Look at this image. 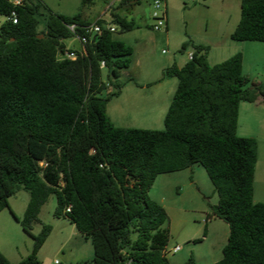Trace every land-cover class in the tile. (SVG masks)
Segmentation results:
<instances>
[{
  "label": "trees",
  "instance_id": "1",
  "mask_svg": "<svg viewBox=\"0 0 264 264\" xmlns=\"http://www.w3.org/2000/svg\"><path fill=\"white\" fill-rule=\"evenodd\" d=\"M142 1L122 0L119 7ZM40 11L27 0L20 6L0 0V212L8 210L33 240L17 264H43L37 255L51 227L42 225L37 235L32 227L50 196L54 217L92 243L93 258L78 264H168L166 212L148 192L158 175L194 165L204 168L218 197L207 218L228 225L215 264H264V203L253 200L257 141L237 136L240 104L264 103V85L244 88L242 55L210 65L206 49L195 46L183 67L162 73L177 80L163 130L119 128L107 105L120 94L132 47L114 40L101 19L94 24L101 31L88 33L91 24L80 13H49L38 32ZM12 12L16 24L8 20ZM113 17L121 33L133 30ZM70 37L87 39L75 60L63 56L62 41ZM230 39L264 43V0H240ZM108 86L113 92L102 98ZM19 191L29 195L21 218L9 204ZM0 264H11L1 252Z\"/></svg>",
  "mask_w": 264,
  "mask_h": 264
},
{
  "label": "rangeland",
  "instance_id": "2",
  "mask_svg": "<svg viewBox=\"0 0 264 264\" xmlns=\"http://www.w3.org/2000/svg\"><path fill=\"white\" fill-rule=\"evenodd\" d=\"M29 3L41 6V15L38 18L37 31L43 30V22L49 13L72 16L82 14L91 25L99 19L106 26H113L116 32L112 34L114 40L121 41L136 50L134 61H142L132 71L128 72L134 80L153 79L156 77L157 66L155 61L160 58H168L172 53L171 43L174 38L188 33L197 42H204L213 47L217 41L225 40L229 43L226 54L239 52L236 45L239 42L228 38L240 19V0H167L169 14V26L172 33L170 42L166 43L164 32L148 29L146 24H153L151 18L152 2L143 0L139 6L133 9L119 7L116 0H92L91 4L84 5L83 0H27ZM187 13V10H191ZM113 14L125 18L133 24V32H120V26L114 22ZM0 17V25L3 22ZM140 28V30H137ZM146 34L147 38L153 37L154 42L141 43L140 35ZM245 48H241L244 55L242 73L246 78L244 88L255 85H264V43L250 42ZM66 44L78 48L73 39H67ZM151 48L154 60L144 59L139 51L141 48ZM163 52V53H162ZM236 53V54H237ZM222 55L220 58H224ZM132 57V56H131ZM208 63L215 65L220 63L209 57ZM124 71V70H123ZM123 74L120 79L127 80ZM105 79V72L103 73ZM109 88V87H108ZM133 85H125L122 96L109 101L107 114L111 122L119 128H135L143 130L160 131L164 128V95L167 91L148 96L136 92ZM136 92V93H135ZM106 97V91L101 94ZM248 103L240 104L237 136H254L257 138V168L254 176L256 188L255 200H259L257 194L264 188V106L261 110L250 112ZM252 107V106H251ZM246 132V133H245ZM251 138V137H250ZM149 198L165 209L167 220L161 230L168 233V242L164 250L168 264H187L192 260L193 264H215L222 257V248L227 242L228 225L220 219L210 220V206L217 204L218 197L204 168L194 165L190 169L178 172L158 175L148 192ZM28 194L25 191L17 192L9 199V203L21 218L26 208L25 199ZM262 200V198H261ZM27 202V201H26ZM56 206L54 196H50L40 211L39 218L42 224H33V233L39 234L42 225L53 227L46 239V243L40 251L43 264L50 260L52 253L62 244L67 237L64 255L57 254L55 258L63 264H75V255L85 260L93 258V246L77 230L71 228V224L54 217ZM0 217V251L6 254L10 249L19 248V251L28 252L23 259L31 253L33 247L32 238L29 237L17 223L8 210H3ZM10 221V222H8ZM73 229V232L71 231ZM206 233V237H204ZM179 246L180 250L172 253L171 249ZM26 248L27 251H26ZM38 256V255H37ZM18 259V257H17ZM14 263V260L12 259ZM16 262V261H15Z\"/></svg>",
  "mask_w": 264,
  "mask_h": 264
},
{
  "label": "crops",
  "instance_id": "3",
  "mask_svg": "<svg viewBox=\"0 0 264 264\" xmlns=\"http://www.w3.org/2000/svg\"><path fill=\"white\" fill-rule=\"evenodd\" d=\"M167 1V0H166ZM196 2V1H195ZM194 2V3H195ZM165 8H166V28L165 30H162L164 32V38L166 40V43L170 42V39L172 37V33H171V30H170V26H169V14H168V9H167V3L165 2ZM194 8H192L190 11L187 10V13L191 12ZM147 28L148 29H152V25L153 24H146ZM113 27V26H112ZM137 30H140V28H138ZM133 32V30L129 31V33ZM232 32L229 33L228 35V38H230V35H231ZM140 39L141 40V43H147V41L150 43V41L154 42V38L153 37H149L147 38V35L146 34H141L140 35ZM68 39H73L77 44H78V48H74L70 45H67L66 44V40H63L62 41V44L63 46L65 47V51H68V52H73L74 54L76 53H80L81 51H83V47L82 45L79 43V41L77 40L76 37H70ZM188 44V47L183 50L182 47L184 44ZM239 45H236L237 48L239 49L238 53H240L242 55V67H243V63H244V55H243V52L241 51V48H245L247 47L248 45L247 44H251L250 42H239L238 43ZM227 45H229V43L225 40H222V41H217L215 42V44H213V47H211L210 45H207L206 43L204 42H197L196 40H194V38L190 35H188V33L186 32V34L183 36V38H180V37H177V38H174L172 43H171V46H172V53L171 55L168 57V58H160V59H157V60H154L153 58V54H152V49L150 48H141V51H139V54H141V56L144 58V59H149L151 61H155V65L157 66V74H156V77L153 78V79H145V80H134L132 79L130 76H128V72L132 71L134 67L138 66L142 61H139L138 59H136V61H134L133 57L136 53V50L132 47L133 49V53H132V57H131V64H130V67L124 71H122L120 73V77L119 79L122 78L123 74L126 75L128 78L127 80L123 79V87L122 89L120 90V94L119 96L115 97V98H112L110 101H112L113 99H118L122 96V93H123V90H124V86L125 85H133L134 88H136V92L139 91V93H142V94H147L148 96H152V95H155L156 93H161L162 91H167L166 94L164 95V111L166 113L167 111V108L172 100V97L174 95V92L176 90V87H177V80L175 78H162V73L165 69L171 67V66H176L178 68H181L183 67L189 60H188V54L189 53H193L194 52V47L195 46H202L206 49V59H207V62H208V59L209 57H211L212 59L216 60V61H220V62H223L225 61L226 59H228L229 57L233 56L234 53L232 54H226V49L225 47H227ZM163 53V52H162ZM237 53V52H236ZM235 53V54H236ZM222 55H226L224 58H220ZM125 76V78H126ZM257 86V85H255ZM113 92V88L111 86H109V88L106 90V95H108L109 93H112ZM135 92V93H136ZM157 95V94H156ZM249 105V110L250 112H252V110H261L262 107L264 106V103L262 101V99H258L255 103H248ZM239 109H240V106H239ZM239 114H240V110H239ZM108 115V114H107ZM109 116V115H108ZM110 118V117H109ZM238 119H239V116H238ZM239 121V120H238ZM238 129V127H237ZM246 133V132H245ZM240 137H246V138H254L256 141H257V138L256 137H252V136H240ZM258 150V149H257ZM257 159H258V162H259V155L257 153ZM257 164V163H256ZM257 166V165H256ZM256 168L255 167V172H256ZM255 176V175H254ZM260 192L257 194V197L259 200H255V197H256V188H255V184H254V193H253V200L255 203H264V188H261L259 190ZM262 198V200H261ZM27 201V202H26ZM29 201V195H28V198L25 199V203H26V206H27V203ZM10 204V203H9ZM213 206V205H212ZM11 207V205H10ZM12 209V207H11ZM26 209V208H25ZM12 211L14 212V210L12 209ZM3 212V211H2ZM2 212H0V217L2 216ZM24 212L25 210H23V213L21 215V217H23L24 215ZM10 213V212H9ZM15 213V212H14ZM11 214V213H10ZM15 215L17 216V214L15 213ZM40 215V214H39ZM18 217V216H17ZM57 219H62L63 221H67L69 222L68 220L64 219V218H57ZM210 220H215L217 218H214V217H211L209 218ZM15 220V219H14ZM40 220V218H39ZM16 221V220H15ZM10 222V221H8ZM17 222V221H16ZM41 222V220H40ZM18 223V222H17ZM42 223V222H41ZM41 223H37V224H40ZM70 223V222H69ZM71 224V223H70ZM71 228H73L74 230H76L75 226L73 224H71ZM73 229H71V231L73 232ZM53 230V227H51V232ZM50 232V233H51ZM32 233H33V228H32ZM34 234V233H33ZM80 234V233H78ZM82 236V235H81ZM30 237V236H29ZM70 237V236H69ZM69 237H67L65 239V241L62 242V244L56 249V252L55 253H52L51 256H52V263L55 264V261L58 262V264H63V262L57 260L55 258V256L57 254H63L64 255V251H65V248H66V245H67V242L69 241ZM206 237V235H205ZM31 238V237H30ZM84 238V237H83ZM32 240V239H31ZM86 240V239H85ZM88 241V240H87ZM46 243V241H45ZM45 243L43 244V246L45 245ZM32 244H33V241H32ZM43 246L40 248V250L38 251V258L39 260L42 262L40 256V251L41 249L43 248ZM224 247V246H223ZM28 248H26V251H27ZM32 249V247L30 246V250ZM32 251V250H31ZM7 259L8 261L11 263V264H17L19 261H21L23 259V255H27L29 251L27 252H20L19 251V248L18 247H15V249H10L8 251V254H6L4 252V250H1L0 251ZM27 253V254H25ZM76 257L74 258L73 261H75V264H78L80 262H83V259L79 257V255H75ZM18 257V259H17ZM12 259L14 260V263L12 262ZM16 261V262H15ZM85 261H88V260H85ZM44 263V262H42ZM46 264H51L50 260L47 261Z\"/></svg>",
  "mask_w": 264,
  "mask_h": 264
},
{
  "label": "built area",
  "instance_id": "4",
  "mask_svg": "<svg viewBox=\"0 0 264 264\" xmlns=\"http://www.w3.org/2000/svg\"><path fill=\"white\" fill-rule=\"evenodd\" d=\"M13 5L15 6H20L24 0H9ZM118 3H120L122 0H116ZM196 0H189L190 3H194ZM152 2V12H151V18L154 21L152 25V29L154 31H160L161 29L166 28V9H165V2L166 0H151ZM13 24H16V14L14 12L11 13L10 17L8 18ZM74 25L69 27V30L73 32L74 30ZM109 32L115 33L116 29L112 26H106L105 27ZM101 31V27L98 25H91L88 29V33H99ZM77 38V37H76ZM79 43L83 46L86 42V38H77ZM65 58L70 59V60H75L76 55L72 52L65 51L64 55ZM193 54L189 53L188 54V60L192 59ZM101 68H104V63H101ZM69 211V210H68ZM180 250L179 246H175L171 249L172 253H176ZM163 255H166V251H162ZM55 264H58L57 261H55Z\"/></svg>",
  "mask_w": 264,
  "mask_h": 264
},
{
  "label": "clouds",
  "instance_id": "5",
  "mask_svg": "<svg viewBox=\"0 0 264 264\" xmlns=\"http://www.w3.org/2000/svg\"><path fill=\"white\" fill-rule=\"evenodd\" d=\"M166 9V8H165ZM109 87V86H108Z\"/></svg>",
  "mask_w": 264,
  "mask_h": 264
},
{
  "label": "bare ground",
  "instance_id": "6",
  "mask_svg": "<svg viewBox=\"0 0 264 264\" xmlns=\"http://www.w3.org/2000/svg\"><path fill=\"white\" fill-rule=\"evenodd\" d=\"M167 15V14H166Z\"/></svg>",
  "mask_w": 264,
  "mask_h": 264
}]
</instances>
